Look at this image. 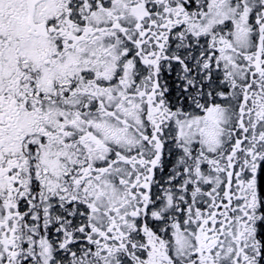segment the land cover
<instances>
[{"label":"snow or ice","instance_id":"1","mask_svg":"<svg viewBox=\"0 0 264 264\" xmlns=\"http://www.w3.org/2000/svg\"><path fill=\"white\" fill-rule=\"evenodd\" d=\"M0 264H264V0H0Z\"/></svg>","mask_w":264,"mask_h":264}]
</instances>
